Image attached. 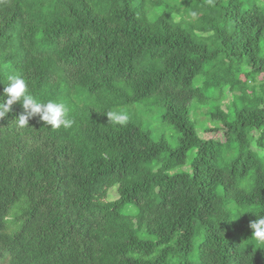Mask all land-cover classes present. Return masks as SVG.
Masks as SVG:
<instances>
[{"label":"trees","instance_id":"1","mask_svg":"<svg viewBox=\"0 0 264 264\" xmlns=\"http://www.w3.org/2000/svg\"><path fill=\"white\" fill-rule=\"evenodd\" d=\"M242 3L0 0V102L19 75L73 121L0 119V264H264V11Z\"/></svg>","mask_w":264,"mask_h":264},{"label":"clouds","instance_id":"2","mask_svg":"<svg viewBox=\"0 0 264 264\" xmlns=\"http://www.w3.org/2000/svg\"><path fill=\"white\" fill-rule=\"evenodd\" d=\"M195 15V13H193ZM9 83L3 89V101L0 102V119L12 111L14 104H19L24 113L20 114L15 122L19 128L28 127V121L38 116L40 121L50 125L52 129L70 128L73 121L68 117V110L62 102L49 100L46 103L39 102L28 93V85L25 79L19 75H10ZM108 123L118 126H126L129 122L128 114L123 110H109L106 113ZM240 216V215H239ZM252 229V238L258 245L264 246V215H260L249 222Z\"/></svg>","mask_w":264,"mask_h":264},{"label":"rangeland","instance_id":"3","mask_svg":"<svg viewBox=\"0 0 264 264\" xmlns=\"http://www.w3.org/2000/svg\"><path fill=\"white\" fill-rule=\"evenodd\" d=\"M247 5H255L258 8H260L262 11H264V0H243L242 6L245 7ZM236 69H237V65H233L232 70L234 71ZM223 78L225 79V81L228 85L231 84L234 81L233 80L234 79L233 72H230L228 74H224ZM240 79L243 80V78L241 76H240ZM262 80H264L263 74L259 76L257 82L258 83L260 82V84L258 85V88L264 91V85L262 84ZM229 100H230V98L227 97V99L225 100V103H227ZM248 100H249L248 94H246L244 96H240V97L239 96L234 97V101L237 104L242 103V102H246ZM196 112L197 113L194 115L193 118L197 122H202L204 120V117L200 114L199 111H196ZM207 126L211 130V132L200 134L201 138L207 139V140L212 139L216 142V144H219L220 142L225 140V137L223 136V134L220 132H217L212 124L209 123ZM156 128H157L156 125H152V127H151V130L153 131L152 132L153 137L154 138L163 137L166 140V142L168 143L169 147H171V148L175 147V145H176L175 140L178 136L176 134V132H173L169 129H165V130H162L161 132H158V131H156ZM230 138H231L230 136H227V140H229ZM190 159H191V154H189L187 161H189ZM110 193H111L110 194L111 198L112 199L115 198V195L113 194V192H110ZM135 211H136V209L132 205L128 206L127 208H125V210H123L124 213H130V214L134 213Z\"/></svg>","mask_w":264,"mask_h":264}]
</instances>
